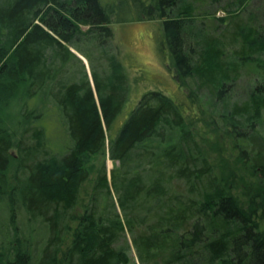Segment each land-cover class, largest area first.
<instances>
[{
    "label": "trees",
    "instance_id": "1",
    "mask_svg": "<svg viewBox=\"0 0 264 264\" xmlns=\"http://www.w3.org/2000/svg\"><path fill=\"white\" fill-rule=\"evenodd\" d=\"M114 20H160L186 101L148 89L122 122ZM107 153L110 173L92 162ZM132 248L138 264H264V0H0V264H130Z\"/></svg>",
    "mask_w": 264,
    "mask_h": 264
},
{
    "label": "rangeland",
    "instance_id": "2",
    "mask_svg": "<svg viewBox=\"0 0 264 264\" xmlns=\"http://www.w3.org/2000/svg\"><path fill=\"white\" fill-rule=\"evenodd\" d=\"M226 1L214 4L211 9H218L223 6ZM126 16L131 15L130 13L124 14ZM218 16L224 15L223 11H218ZM114 31L115 43L118 44L120 50V57L128 70L131 83V95L128 102L125 104V113L123 115L124 122L129 116L131 110L137 105L142 94L148 89H160L170 97L180 98L182 101H186V90H182V85L177 76L171 71L167 65L159 58L157 53V33L160 30V20L154 21H130L125 23H118L115 20L111 24ZM83 30H87V25H82ZM81 46L92 54L94 58V64L97 66L98 56L94 51V46H90L88 43H82ZM72 50L77 53V51L72 48ZM81 58V57H80ZM88 72H90L89 61L87 59H82ZM78 66H75L70 71L73 73L65 74V78H70L73 75H78L80 77ZM254 79H250L247 76H243L238 82L237 87L231 93L232 100H242L246 97L247 93L250 91L251 83ZM207 98L202 96L201 100L204 102ZM195 109H197L195 107ZM53 113H49L43 122L46 127L49 128L51 132V139L54 146L62 144L64 137L62 135L61 126L56 122ZM121 122V123H122ZM58 126V127H56ZM199 130H205L203 124L198 125ZM97 166L106 162L108 172L113 167L118 165L109 158L108 153L106 155H98L93 158L92 161ZM95 175L91 176V180L86 183L84 191L82 192V197L87 196L86 193L91 191L93 180ZM79 209V208H78ZM21 226V224H20ZM130 264H138V259L134 248L130 252Z\"/></svg>",
    "mask_w": 264,
    "mask_h": 264
},
{
    "label": "water",
    "instance_id": "3",
    "mask_svg": "<svg viewBox=\"0 0 264 264\" xmlns=\"http://www.w3.org/2000/svg\"><path fill=\"white\" fill-rule=\"evenodd\" d=\"M82 59H83V57L82 56H80Z\"/></svg>",
    "mask_w": 264,
    "mask_h": 264
}]
</instances>
